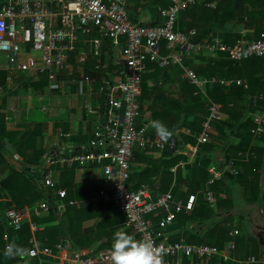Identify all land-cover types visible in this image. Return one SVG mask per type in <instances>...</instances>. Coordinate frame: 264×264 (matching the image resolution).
<instances>
[{
    "label": "crops",
    "instance_id": "0c3cea01",
    "mask_svg": "<svg viewBox=\"0 0 264 264\" xmlns=\"http://www.w3.org/2000/svg\"><path fill=\"white\" fill-rule=\"evenodd\" d=\"M9 1L0 0V6ZM207 1L213 2L215 7H208ZM161 2L162 0L132 2L129 5L131 23L143 27H156L162 24L160 8H165L163 4L167 7L171 1L164 0L162 4ZM200 4L216 9L218 0H206ZM47 6L51 9L59 8L57 0H47ZM197 21H201L197 15L187 18L185 24H179L178 31L187 33L195 30L190 26ZM208 22L204 25L209 26ZM225 33L226 31L221 29L217 35L219 37ZM250 38L254 41V36ZM126 49V37L112 39L95 31L91 35L80 36L77 55L71 56L70 64L78 75L95 76L93 67L98 63L107 64L110 70L116 71L125 65ZM160 53L161 56L169 58L176 55L184 56L178 45L169 43ZM82 54H87L89 60L80 64L79 58ZM211 56L209 54L206 58L197 55L185 57L182 65L170 64L166 66L167 68L149 62L147 71L143 74L144 90L142 86L137 126L140 127L149 120H160L173 132V136L164 143L163 150L150 148L143 150L139 146L134 148L128 189L136 191L143 185L147 186L152 199L168 192H172L177 199L183 201L190 195H197L194 213L202 207L209 214L206 224L200 226L197 225L199 222L192 214L193 211L184 212V215L181 213L182 215L179 214L176 221L166 229H161L159 225L164 216L162 212L148 215L147 219L150 220L155 232L162 234L164 240L168 239L171 242L180 239L193 241L212 229L213 222L226 219V212L219 217L215 215L212 217V212L211 214L208 212V203L203 196L205 190L194 191L202 186L197 168H200L202 160L206 161L209 158V168L217 171L226 170L228 165H225V159L230 147L241 146L242 141L247 144L250 125L252 123L256 125L258 119L264 115V104L260 106L257 99L264 89L260 72L249 63L234 65L230 55L217 59ZM18 62L28 64L31 72L11 69L7 56L0 53V86L3 88L0 91V264H25L19 258L6 259L3 251L13 240L31 248L32 224L38 227L34 237L40 247H50L59 255L86 250L85 264H110L112 237L116 230H126L138 240L141 239L128 226L126 216L119 212L116 205L97 199L102 189L112 193V187L105 184V179L110 177V174L94 164L69 166L59 163L48 166L46 162L48 154L61 157L86 149L91 150L98 120L84 108V99L77 94L73 77L68 74L59 72L57 78L61 89L56 92L48 91L47 75L40 71L43 65L40 52L33 51L30 45L21 42ZM155 65L161 68H156ZM185 68L209 75L213 69L218 70L217 76L212 78L201 77L195 73L201 81L216 79L222 82V91L216 88L217 82L210 81L204 85L193 83L187 76ZM9 76L13 77L11 84L7 80ZM101 77H104V74H101ZM237 80L245 81L247 89L235 84ZM99 84L98 81L94 86H88V96L94 103L100 99ZM248 89L252 91V95L246 94ZM209 93L217 99L216 102H212ZM200 94L205 96L206 101L199 99ZM213 105L218 106L216 113L211 111ZM15 109H20L21 113H15ZM208 121L211 126L210 136L208 142L203 143L201 142L203 125ZM148 134L151 139L157 138L155 130L151 127ZM259 137L254 136V139L258 140ZM173 139L176 140L175 147L171 146ZM240 155L239 153L236 157ZM30 168L36 170L35 173L30 171ZM49 171L56 182L55 189L44 186V176ZM38 177L41 178L40 181ZM210 179L209 174L208 180ZM231 189L234 198L232 215L238 212L247 215L249 234L264 237L261 207L245 201L239 184H232ZM49 190L55 196L59 191H66L63 204L71 216L72 234L70 232L59 234L57 226L61 221L53 220L48 212H42L40 216L35 215V208L45 202ZM239 199L243 200L245 205L243 208H237ZM87 201H92V204L87 206ZM76 202H81L82 206L77 207ZM10 209L29 213L22 223L23 231L20 233H16L6 219L5 213ZM77 209L81 210L79 216L74 214ZM63 224H68L66 217ZM230 226L233 227L232 232L239 231L236 224L230 223ZM239 232V235L235 236L236 239L242 235V231ZM6 233L9 235L8 240L3 237ZM63 238L65 244L62 243ZM232 243L235 244V251L228 249V244L222 250L226 251L229 257L226 263L236 264L235 261L240 262L244 259V248L235 241ZM59 245L62 249L58 248ZM55 262L54 258L48 257L30 258V264Z\"/></svg>",
    "mask_w": 264,
    "mask_h": 264
},
{
    "label": "built area",
    "instance_id": "2783aa9c",
    "mask_svg": "<svg viewBox=\"0 0 264 264\" xmlns=\"http://www.w3.org/2000/svg\"><path fill=\"white\" fill-rule=\"evenodd\" d=\"M139 0H57L59 8L51 9L47 6V0H10L0 6V53L7 56L11 69L26 73L31 72L28 64H21L18 58L21 52V42L30 45L33 51L42 54L43 65L40 68L48 78V91L56 92L61 89L57 78L59 72H64L73 77L76 92L84 99V108L94 114L98 120L94 140L91 142V150L86 149L69 156L58 157L56 154L46 155L48 166L57 164L85 165L94 164L104 169L110 177L105 179V184L112 187V193L106 189L99 191L98 200L114 202L121 213L126 216L128 226L141 239L151 240L156 246L164 248L165 264H224L229 260L227 252L217 246L207 244H192L185 239L171 242L155 232L147 216L162 212L164 216L159 223L161 229H166L176 221L179 214L190 213L194 210L197 195H190L186 201L177 199L172 192L160 195L156 199L151 198L150 189L141 186L136 191L128 189L127 183L130 177L131 160L134 148L139 146L143 150H163L165 144L158 138L151 139L148 131L150 122L146 121L142 126H137L140 115L139 96L142 92L143 74L147 71V64L156 63L161 67L170 64L182 65L185 57H192L200 53H228L238 61L249 60L254 57L264 59V29L259 37L248 42L241 38L232 44L222 42L219 38L213 41H192L197 34L196 30L187 33L176 31L175 25L179 15L188 8L205 2L206 0H170V5L160 8L162 24L156 27H143L132 24L129 15V5ZM208 7H215L213 2L207 1ZM98 31L102 35L117 39L126 37L127 49L124 55L125 65L119 70L109 69L107 64H96L95 69L103 71L104 77L97 78L81 74L74 70L70 64V58L77 50V43L81 35H91ZM21 38V39H20ZM176 44L181 49L182 55L173 58L161 56L162 43ZM89 60L87 54H82L79 63ZM189 79L197 84L204 85L216 79L201 81L197 74L189 68H185ZM264 77V70H263ZM8 82H13V77H8ZM99 81V101L94 103L88 96V86H94ZM247 88L243 80L234 82ZM0 86V91H2ZM257 99L264 104V93ZM20 114V109H15ZM211 111L216 113L218 106L213 105ZM201 142L209 140L211 126L209 121L203 125ZM254 135L264 133V115L256 122L252 129ZM176 140L171 141L175 147ZM233 163L228 164L232 168ZM235 174L237 171L232 169ZM211 179L208 185L222 178L224 171L209 168ZM44 186L55 189L56 182L52 178L51 171L44 176ZM66 191H59L57 196L65 198ZM204 196L211 207L216 204V198L211 191L206 190ZM92 201H87L90 206ZM81 207V202H76ZM50 205L42 202L34 213L40 216L42 212H48ZM9 226L19 231L22 223L29 213H21L10 209L5 213ZM33 237L31 239L35 256L54 258L55 264H85L86 250H78L71 254H55L50 247H40L34 234L38 231L35 224L31 225ZM239 231L231 233L237 236ZM6 233L4 239L8 240ZM62 249V246H58ZM228 249L234 250L235 244L229 243ZM240 264H264V256L247 257Z\"/></svg>",
    "mask_w": 264,
    "mask_h": 264
},
{
    "label": "trees",
    "instance_id": "16d2710c",
    "mask_svg": "<svg viewBox=\"0 0 264 264\" xmlns=\"http://www.w3.org/2000/svg\"><path fill=\"white\" fill-rule=\"evenodd\" d=\"M141 1L142 0H139L138 3ZM163 1L164 0H162L161 4L163 3ZM163 7L166 8V4H163ZM194 15H197L201 20L193 23L190 26L194 27L197 32V34L192 38V41L194 42L202 41L204 39L213 41L217 38L227 44H232L241 38L247 41H252L250 37L254 36L253 39L256 40L264 29V0H218V5L216 9L208 8L204 6V4L194 5L181 13L180 18L176 22L175 30H180L179 24H183L187 18H190ZM207 21H209V26L204 25ZM221 29L225 30L226 33L225 35L220 34V36L218 37L217 34ZM167 47L168 43L163 42L162 50L166 49ZM209 54L212 55V58L216 59L227 58L230 55L232 58L230 59L232 60L234 65L237 66L244 63H249L250 65L252 64V67L257 69L258 72H260L262 78V85L264 86L263 58L254 57L249 60L238 61L232 54L223 52L216 54L205 52L200 53L197 56L206 58L209 56ZM72 55L76 56L77 53L75 52ZM154 67L161 68L157 65H155ZM169 68L172 67L169 66ZM93 71L96 74L95 76L91 77L98 78L99 80L102 78L101 74H105L102 70H96L95 66L93 67ZM195 72H197V74H199L201 77L210 76L212 78L217 76L218 70L213 69L211 75L205 72L200 73L198 72V70H195ZM221 84L222 82H217L216 84V88L219 91H222L223 88ZM142 86L144 90L143 83ZM263 93L264 89L259 93V95ZM246 94L252 95V91L248 89L246 91ZM209 97H211V99L213 100L212 102H216L217 99L210 93ZM199 99H203L206 101L205 96L201 94L199 96ZM259 103L260 106L263 105V102L259 101ZM261 117H263V115ZM255 127L256 125H254L253 123L250 125V130L248 132L249 141L247 144L242 141L241 146L238 145L237 147H230L229 153L228 155H226L225 159L226 164H224L227 166L231 162L233 163L232 168L227 167L222 178L217 181H214L212 185H208V168L210 165V159L207 158L206 161L202 160L200 168H197V175H199V181L202 186L194 189L195 192L209 190L215 196L216 204L214 207H211L210 204L207 202V207L209 209L208 212L210 214L212 212V217L213 215L219 217L221 216V214L226 212V219H223L222 221L216 220L212 223V235L209 236V234H207L203 236L205 239L207 238L210 241V243H208L207 245L217 246L220 250H222L225 249L227 244L235 241L236 244H241L244 248V259L252 255L256 256L257 258L264 256V246L260 244L258 237L250 234H248V236L242 234L236 239L235 236L231 235L233 227L228 225L227 219L232 216V210L234 207V198L231 189L232 184L240 185L243 192V197L248 204L259 205L261 207L264 219V133L261 135H254L252 133V129H254ZM254 136L260 137L258 138V140H256L254 139ZM239 153L241 154L240 157H236V155ZM232 169H235L237 171V174H235ZM205 191L203 192V196ZM63 201L64 200L62 198H60L59 196H55L50 190L46 193L45 202L50 205V210L48 211V213L51 215L53 220L61 221V226H57L58 233L60 234L61 232V235H64L65 233L70 232V234H72L73 225L71 221V216L69 215L68 208L63 204ZM111 203L115 205L114 202ZM66 205L68 206V203H66ZM195 211L193 210L192 214L195 216V219H197L199 222L197 225L204 226L206 224V218L209 214H207V212H205L202 207L201 210H199L198 212L194 213ZM74 214L75 216L81 215V210H75ZM203 214L204 217H202ZM65 217L68 220V224H65L66 226L63 224L65 222ZM22 231L23 229L21 231L19 230V232L16 231V233H20ZM239 231H241L240 228ZM199 244L206 243L200 242ZM235 253H237V251ZM235 263L240 264L236 261ZM224 264L231 263L224 262Z\"/></svg>",
    "mask_w": 264,
    "mask_h": 264
},
{
    "label": "clouds",
    "instance_id": "9594fccd",
    "mask_svg": "<svg viewBox=\"0 0 264 264\" xmlns=\"http://www.w3.org/2000/svg\"><path fill=\"white\" fill-rule=\"evenodd\" d=\"M150 127L163 143H167L173 136V132L160 120H152ZM35 254L33 249L20 245L15 240L9 242L3 251L6 259L19 258L25 264H30V258ZM110 264H165L164 248L156 246L151 240H138L133 234L119 229L112 237Z\"/></svg>",
    "mask_w": 264,
    "mask_h": 264
},
{
    "label": "rangeland",
    "instance_id": "374dc122",
    "mask_svg": "<svg viewBox=\"0 0 264 264\" xmlns=\"http://www.w3.org/2000/svg\"><path fill=\"white\" fill-rule=\"evenodd\" d=\"M181 15V14H180ZM180 15L178 19L180 18ZM245 205L243 204V200L239 199V202L237 203V208H243ZM240 214V215H238ZM238 214L232 215L230 218L227 219L228 225L230 223L236 224L237 227H239L242 231V234L245 236H248L249 234V224L247 223L246 219H248L247 215L241 214L238 212ZM212 226V225H211ZM209 234V236L212 235V230L209 229L208 231L202 233L201 236H199L197 239H194L193 241H189L190 243L199 244L200 242H204L206 244L210 243V241L206 238H204V235Z\"/></svg>",
    "mask_w": 264,
    "mask_h": 264
},
{
    "label": "water",
    "instance_id": "95a60500",
    "mask_svg": "<svg viewBox=\"0 0 264 264\" xmlns=\"http://www.w3.org/2000/svg\"><path fill=\"white\" fill-rule=\"evenodd\" d=\"M30 171L35 173L36 170H33V169L30 168ZM40 180H41V178L38 177V181H40ZM258 238H259L260 244L262 246H264V237L262 235H259ZM62 243L65 244V238L62 239Z\"/></svg>",
    "mask_w": 264,
    "mask_h": 264
}]
</instances>
